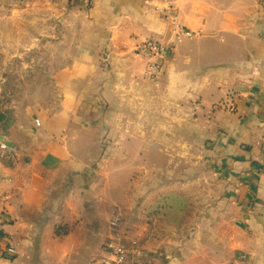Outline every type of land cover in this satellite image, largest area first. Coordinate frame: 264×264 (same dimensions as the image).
Returning <instances> with one entry per match:
<instances>
[{"label": "crops", "instance_id": "1", "mask_svg": "<svg viewBox=\"0 0 264 264\" xmlns=\"http://www.w3.org/2000/svg\"><path fill=\"white\" fill-rule=\"evenodd\" d=\"M0 8L13 58L52 47L42 73L53 84L8 99L12 123L0 137L16 153L0 155V239L20 254L0 264L66 263L80 250L92 264L117 218L151 264H264L261 0H179L181 28L194 37L174 46L159 84L134 52L153 38L171 42L163 0ZM86 169L97 179L83 188ZM199 185L229 192L188 196ZM128 202L143 211L149 246L112 218Z\"/></svg>", "mask_w": 264, "mask_h": 264}, {"label": "built area", "instance_id": "2", "mask_svg": "<svg viewBox=\"0 0 264 264\" xmlns=\"http://www.w3.org/2000/svg\"><path fill=\"white\" fill-rule=\"evenodd\" d=\"M179 0H163L167 6L164 11V18L171 28V42L163 43L155 38L148 40L134 52L136 57H140L148 62L146 78L153 84H159L163 76L166 62L169 61L173 53L174 46L181 42V39H191L192 32H186L179 23V13L177 3ZM39 125V124H38ZM15 154L13 146H3L0 155L4 153ZM111 226L115 229V236L105 247V256L96 264H151V252L145 247L143 242L136 236L128 232H119L121 219L113 220ZM20 254V249L8 244L6 240L0 239V260H12Z\"/></svg>", "mask_w": 264, "mask_h": 264}, {"label": "rangeland", "instance_id": "3", "mask_svg": "<svg viewBox=\"0 0 264 264\" xmlns=\"http://www.w3.org/2000/svg\"><path fill=\"white\" fill-rule=\"evenodd\" d=\"M4 10L0 8V86L10 87L11 86H18V89H21L20 86H23L24 92L31 91L35 89L37 86H53L52 84V76H47L42 73V67L47 66L48 60H43L44 57L49 56L51 46L46 49H39L34 53H29L24 55L22 61L20 59L13 58V55L19 54L18 51L5 50V41L3 38V33L5 32V20L7 17L4 15ZM10 17V16H9ZM24 52V51H23ZM53 52V50H52ZM39 57V58H37ZM21 61L23 64H20ZM53 64V63H52ZM23 91H20V94L13 95V99L16 103H18V98L22 94ZM3 94V91L1 92ZM1 99V97H0ZM12 105V103H11ZM192 188V187H191ZM193 192L189 193L188 196L190 197H197V196H214V199L218 200L219 198L225 199L228 195V189L224 186H216L215 188L206 187L205 185H199L192 188ZM210 192L209 193H207ZM137 194L135 193V201H136ZM142 196V193L139 194V197ZM205 198V197H204ZM143 211L141 207H137L136 204L127 203L124 206V209L120 212H116L112 215V218L118 215H121L126 222L127 227L132 230H135L139 233V235L144 239V241L150 244L148 235L146 236L145 231H143V225H145V219L141 218ZM111 220V219H110ZM110 226V222H109ZM111 228V227H110ZM158 237V236H157ZM107 245V244H106ZM106 247V246H105ZM154 253V252H153ZM103 255V256H102ZM88 252L85 250H80L76 252L74 255H71L70 258L67 260L66 263L63 262H53V264H86L87 262ZM105 256L101 254L100 257L96 258L92 261V264L98 263L102 260ZM90 264V261L89 263Z\"/></svg>", "mask_w": 264, "mask_h": 264}, {"label": "trees", "instance_id": "4", "mask_svg": "<svg viewBox=\"0 0 264 264\" xmlns=\"http://www.w3.org/2000/svg\"><path fill=\"white\" fill-rule=\"evenodd\" d=\"M264 3V0H261ZM23 86H20L21 89H18L16 86H11L3 88V94L2 99L3 101H0V133H7L8 129L11 126L12 123V115H11V109H7V105H11V102H8L9 97H12L13 95L20 94V91H23ZM176 200L174 198L171 199L170 204L172 205V209H174V205L176 206Z\"/></svg>", "mask_w": 264, "mask_h": 264}, {"label": "water", "instance_id": "5", "mask_svg": "<svg viewBox=\"0 0 264 264\" xmlns=\"http://www.w3.org/2000/svg\"><path fill=\"white\" fill-rule=\"evenodd\" d=\"M170 32H171V29L169 30V35H170ZM2 144H7L6 140L4 138H1L0 137V147ZM7 145L9 146H13L12 144L8 143ZM80 184L81 186L84 188L85 187V182H94L96 179H97V175L96 173L93 171V170H90V169H86L82 174H81V177H80ZM259 222L263 225L264 227V218H259Z\"/></svg>", "mask_w": 264, "mask_h": 264}]
</instances>
